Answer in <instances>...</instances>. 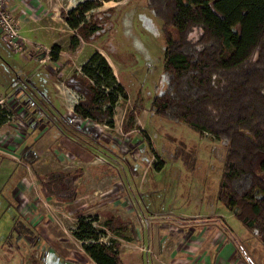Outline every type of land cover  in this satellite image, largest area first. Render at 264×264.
Listing matches in <instances>:
<instances>
[{
    "label": "rangeland",
    "instance_id": "rangeland-1",
    "mask_svg": "<svg viewBox=\"0 0 264 264\" xmlns=\"http://www.w3.org/2000/svg\"><path fill=\"white\" fill-rule=\"evenodd\" d=\"M79 1L6 0L16 48L0 29V105L13 112L0 123V264H96L73 235L80 216L96 218L99 241H116L124 264H264L259 239L214 197L226 142L149 111L166 85L161 20L145 0H95L89 13H112L71 50L59 10ZM95 50L122 86L112 126L75 117L79 94L63 82ZM126 110H136L129 131ZM56 169L73 172L71 202L41 193Z\"/></svg>",
    "mask_w": 264,
    "mask_h": 264
},
{
    "label": "trees",
    "instance_id": "trees-1",
    "mask_svg": "<svg viewBox=\"0 0 264 264\" xmlns=\"http://www.w3.org/2000/svg\"><path fill=\"white\" fill-rule=\"evenodd\" d=\"M145 5L161 20L166 39V85L151 97L149 111L226 142L215 200L234 208L236 220L264 246V0H145ZM95 6L98 1L81 0L60 8L74 30L71 50L80 40L92 41L109 19L112 8L89 13ZM63 82L79 94L72 107L75 117L113 125L115 93L122 86L99 51ZM9 112L7 103L0 105V123ZM135 115L136 110H126L124 131ZM23 152L31 163L30 145ZM39 184L46 198H75L72 171L50 170ZM95 219L77 218L73 235L96 264H124L116 241H99L102 230L93 225ZM25 226L16 221L14 227L29 232Z\"/></svg>",
    "mask_w": 264,
    "mask_h": 264
},
{
    "label": "built area",
    "instance_id": "built-area-1",
    "mask_svg": "<svg viewBox=\"0 0 264 264\" xmlns=\"http://www.w3.org/2000/svg\"><path fill=\"white\" fill-rule=\"evenodd\" d=\"M0 29L2 33L6 34V36H4L6 41L9 44H12L13 48H16L14 41H12V39L15 36V29L7 17L6 0H0ZM78 119L81 120L82 122L90 120L89 118H82V119L78 118Z\"/></svg>",
    "mask_w": 264,
    "mask_h": 264
},
{
    "label": "crops",
    "instance_id": "crops-1",
    "mask_svg": "<svg viewBox=\"0 0 264 264\" xmlns=\"http://www.w3.org/2000/svg\"><path fill=\"white\" fill-rule=\"evenodd\" d=\"M67 87V86H66ZM0 88H2L1 90L3 91L4 90V87L2 86V87H0ZM68 89H71L70 87H67ZM72 90V89H71ZM74 91V90H73ZM61 99L62 100H64L62 97H61ZM53 106H55V104L53 105Z\"/></svg>",
    "mask_w": 264,
    "mask_h": 264
}]
</instances>
